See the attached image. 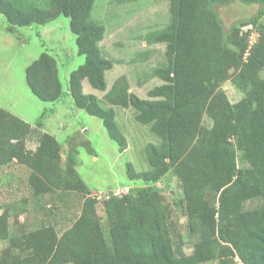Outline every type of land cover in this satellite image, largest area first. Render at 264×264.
Returning a JSON list of instances; mask_svg holds the SVG:
<instances>
[{
	"label": "trees",
	"instance_id": "16d2710c",
	"mask_svg": "<svg viewBox=\"0 0 264 264\" xmlns=\"http://www.w3.org/2000/svg\"><path fill=\"white\" fill-rule=\"evenodd\" d=\"M95 1L50 0L42 7L41 0H0V12L11 32L70 17L79 53L86 56L70 74L76 105L100 117L122 151L128 140L114 106L136 108V120L160 138L146 147L151 168L137 171L129 163V177L144 184L101 198L75 168L77 146L64 161L54 134L0 106V171L16 163L28 167L34 208L44 210L31 226H20L29 198L1 205L0 241L9 243L0 264H264V0H170V22L146 35L148 43L166 44V61L151 72L163 83L148 97L132 91L126 75L108 88L106 73L115 61L102 52L106 27L92 17ZM234 1L260 8L226 26L218 7ZM26 78L43 101L64 95L57 58L49 51L27 66ZM86 79L104 95L86 92ZM228 80L242 93L237 102L222 88ZM36 136L34 151L28 142ZM169 172L182 189L171 199L158 185ZM70 193L84 197L74 219L58 218L59 207L43 203L47 194ZM250 200L259 204L248 207ZM101 201L107 216L115 217L108 230L97 211ZM181 216L191 253L184 251ZM11 217L19 223L14 231Z\"/></svg>",
	"mask_w": 264,
	"mask_h": 264
},
{
	"label": "rangeland",
	"instance_id": "374dc122",
	"mask_svg": "<svg viewBox=\"0 0 264 264\" xmlns=\"http://www.w3.org/2000/svg\"><path fill=\"white\" fill-rule=\"evenodd\" d=\"M40 5L48 7L50 0H41ZM169 6L170 0L95 1L92 17L106 27V35L101 42L102 52L115 61L114 67L106 73L108 88L117 78L126 75L131 90L141 97H148V91L152 87L163 83V80L153 77L151 72L154 67L166 61V44L148 43L146 35L150 31L163 29L170 22ZM259 8L260 4L257 3L234 1L226 6H219L218 10L225 25L230 26L237 19L254 15ZM261 22L264 23V16ZM9 27L10 23L5 14L0 12V106L33 126L40 124L46 128L54 125L55 119L61 117L66 127L58 128L54 135L62 144V158L65 161L70 153H74L72 147L77 146L75 168L92 194L107 196L112 191L120 194L131 186L143 185V181L129 177L128 164L132 163L137 171L149 170L151 166L146 147L149 143L158 144L160 138L151 130L150 124L136 120V108L114 106L118 125L128 140V147L122 151L119 143L108 133L103 120L76 105L69 92L70 74L86 61V56L79 53L77 36L71 29L70 17L61 14L46 24L15 26L13 32L9 31ZM256 37L255 31L251 40L254 41ZM44 51H49L57 58L64 88L62 102L41 100L27 82V66ZM222 88L232 102L242 98V93L231 80L226 81ZM84 89L99 97L105 93L94 88L87 79L84 81ZM102 104L109 106L104 100ZM39 139L36 136L29 141L30 149L36 150ZM29 174L30 169L18 163L0 171V207L9 200L20 203L24 196L29 198L27 206H24L27 208L26 212L18 218L20 226L23 222L31 226L34 216L37 218L44 215V210L38 211L34 208V198L31 197L28 184ZM179 182L177 176L169 172L158 185L163 187L165 195L171 199L170 193L180 195L182 192ZM83 202V195L77 193L64 194L62 197H49L47 194L43 201L46 204L55 203L59 207L57 217L67 218V221L79 215ZM258 204V200H250L248 207ZM97 211L104 228L108 230L115 223V217L107 216L102 201L98 203ZM19 223L11 217V230H16ZM180 223L181 232L186 234L184 251L191 253L193 241L187 237L186 217L181 216ZM8 243V240L0 241V254ZM204 264H219V261Z\"/></svg>",
	"mask_w": 264,
	"mask_h": 264
},
{
	"label": "crops",
	"instance_id": "0c3cea01",
	"mask_svg": "<svg viewBox=\"0 0 264 264\" xmlns=\"http://www.w3.org/2000/svg\"><path fill=\"white\" fill-rule=\"evenodd\" d=\"M70 92V91H69ZM62 100V98L60 99V100H58L56 103H58V102H62L61 101ZM42 117H44V116H42ZM65 122L62 120V118L60 117L59 119H55V121H54V125H50L49 127H43V126H41L42 127V129L45 131V132H49V133H52V134H55L56 133V131H57V129L58 128H65L66 127V124H64ZM51 129V131H49ZM56 136V135H55ZM28 145H29V142H28Z\"/></svg>",
	"mask_w": 264,
	"mask_h": 264
},
{
	"label": "built area",
	"instance_id": "2783aa9c",
	"mask_svg": "<svg viewBox=\"0 0 264 264\" xmlns=\"http://www.w3.org/2000/svg\"><path fill=\"white\" fill-rule=\"evenodd\" d=\"M101 197V196H100Z\"/></svg>",
	"mask_w": 264,
	"mask_h": 264
}]
</instances>
